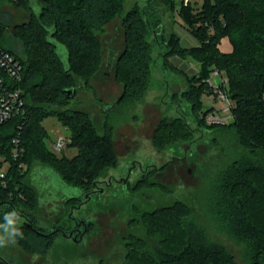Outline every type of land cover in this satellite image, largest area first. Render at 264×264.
Wrapping results in <instances>:
<instances>
[{"label": "trees", "instance_id": "1", "mask_svg": "<svg viewBox=\"0 0 264 264\" xmlns=\"http://www.w3.org/2000/svg\"><path fill=\"white\" fill-rule=\"evenodd\" d=\"M154 1L124 11L125 0H0V5L8 3L28 13L29 19L16 24L13 34L30 56L24 60L7 45L8 25L0 20V45L22 65L20 79H6L20 89L23 101L16 116L0 123V170H6V185L0 177V223L4 213L18 211L22 245L30 251L47 250L51 237L41 233L37 222V168H51L78 188L79 195L65 198L70 201L82 198L92 181L116 164L109 124L105 133L97 134L90 113L75 107L72 99L82 82L97 94L91 81L104 62L98 32L121 12L124 41L111 68L122 90L114 103L141 100L157 67L164 75L167 68L172 70L170 55L181 51L195 55L204 48L200 75L183 95L199 131H219L227 141L219 164L204 167L207 179L200 206L175 199L144 211L135 223L145 234L131 235L126 241L125 263L239 264L226 240L216 233L241 246L249 264H264V0H203L202 16L190 0H183L178 12L190 32L200 37V45L187 48L174 33L168 37L158 33L163 25L159 26L161 16ZM159 1L174 9V16L175 1ZM224 35L233 45L228 53L217 46ZM213 70L226 80L220 85L233 101L231 122L206 120L213 107L203 109L201 96L214 92L208 79ZM48 115H56L69 130L68 145L79 148L74 157L60 158L47 146L42 119ZM206 223L214 226L213 232ZM0 264L14 263L0 254Z\"/></svg>", "mask_w": 264, "mask_h": 264}, {"label": "rangeland", "instance_id": "2", "mask_svg": "<svg viewBox=\"0 0 264 264\" xmlns=\"http://www.w3.org/2000/svg\"><path fill=\"white\" fill-rule=\"evenodd\" d=\"M145 1L125 0L124 11L134 5L141 7ZM174 1V16V9L159 0L154 1L161 16L159 26L163 25L158 33L164 32L165 37L174 33L185 48L200 45V37L190 32L188 23L183 22L178 12L183 8V0ZM190 2L195 6L196 14L202 16L204 12L200 5L203 0ZM28 19V13L21 8L8 3L0 5V20L8 25L5 42L24 60H29L30 56L23 42L14 38L13 29ZM98 38L102 42L104 62L91 83L102 101L112 104L119 98L121 84L115 80L111 64L107 65V53L123 46L121 12L108 20L104 29L98 32ZM217 46L224 53L233 50L226 35L219 39ZM205 52L203 48L194 52L195 55L185 51L170 55L172 70L164 75L157 67L141 100L116 104L111 110L91 105L94 100L97 102V97L94 94L93 98L88 89L80 88L72 104L90 113L97 125V134L105 133V126L109 124L116 164L92 181L85 192L87 196L70 201L65 198L79 195V189L65 183L53 169L37 168L34 175V186L40 191L37 222L44 230L54 232L52 243L47 250L36 252L25 249L18 238L15 245L0 248V254L14 264H126V241L131 240V235L143 237L145 234L144 228L135 223L144 211L171 204L175 199L200 206L207 179L204 167L219 164L225 153L223 146L227 143L219 131H199L183 95L200 75V58ZM215 71L218 70H213L208 79L219 83V76L213 77ZM201 100L203 109L213 107L214 112L223 114L226 122L233 120L228 105L215 92L203 93ZM42 124L47 132L46 144L55 152L53 142L58 137H69L70 132L56 115L44 117ZM78 152L77 146L67 145L55 153L60 158H72ZM75 220L80 223L82 238L80 234H74L76 239L63 237L60 230L55 231L75 226ZM206 226L213 232V225L206 223ZM214 234L226 240L239 264H249L241 254L242 247L232 238L223 233V237Z\"/></svg>", "mask_w": 264, "mask_h": 264}, {"label": "built area", "instance_id": "3", "mask_svg": "<svg viewBox=\"0 0 264 264\" xmlns=\"http://www.w3.org/2000/svg\"><path fill=\"white\" fill-rule=\"evenodd\" d=\"M21 67L22 65L20 64L18 58L0 45V123L16 116L22 106L23 101L20 98V89L11 87L10 81H8L11 79H20ZM213 75V77L219 76L221 80L219 83L216 82L217 84L213 83L211 80H209V82L216 96L223 100L226 105H228L227 109L232 113L231 107L233 105V101L231 100L227 90L222 88L220 85L221 83H225L226 80L218 71H215ZM222 115H220V113L211 111L207 114L206 120L208 123H224L226 121L223 120ZM69 141V137L67 136L58 137L53 142L52 148L55 152H61L69 144ZM15 142L17 141L15 140ZM16 144L13 148V155L15 158L18 154V146ZM0 177L3 178V184L6 185V170L4 168L0 170Z\"/></svg>", "mask_w": 264, "mask_h": 264}, {"label": "clouds", "instance_id": "4", "mask_svg": "<svg viewBox=\"0 0 264 264\" xmlns=\"http://www.w3.org/2000/svg\"><path fill=\"white\" fill-rule=\"evenodd\" d=\"M20 222L21 217L18 211L12 210L4 213L3 222L0 223V248L15 245L18 238L23 239Z\"/></svg>", "mask_w": 264, "mask_h": 264}, {"label": "flooded vegetation", "instance_id": "5", "mask_svg": "<svg viewBox=\"0 0 264 264\" xmlns=\"http://www.w3.org/2000/svg\"><path fill=\"white\" fill-rule=\"evenodd\" d=\"M118 49L119 48H115L114 50H112V52H108L107 53V57L110 59H108V62H107V65L108 64H111V60H112V58H113V56L114 55H116V52L118 51ZM163 62V61H162ZM166 70H169L168 68L166 69ZM80 88H85V89H88V92L90 91L91 93H92V97L94 98V92L93 91H91V89H89V88H87L86 87V85L82 82L78 87H77V90H76V96L79 94V90H80ZM82 90V89H81ZM121 90H122V86H121ZM86 91V90H85ZM87 92V93H88ZM84 95V94H83ZM75 96V97H76ZM97 98H96V100H97V102L94 100L93 102H92V104L91 105H95V106H97V107H99V108H103L102 110H107V109H109V110H111L116 104L113 102L112 104H105L103 101H102V99H101V97H99L98 96V94H96L95 95ZM119 96H120V94H119ZM99 101L101 102V103H99ZM85 196H87L86 195V193L84 192L83 193V195H82V197H85ZM26 222V221H25ZM75 226H73V227H68V229H65V228H61V229H59V228H57L55 231L56 232H58L59 230L61 231V234L63 235V237H68V238H74V239H76V236H74V234H80L81 235V237L80 238H82V232L80 233V228H79V222H77L76 220L74 221V223H73ZM40 226V225H39ZM41 227V226H40ZM42 227H44V226H42ZM41 227V228H42ZM85 230H86V227H85ZM41 233H43V234H45V235H47V236H50V237H52L51 235L54 233V232H49V231H46V230H42L41 231ZM55 242H53V244H54ZM54 245H57V244H54Z\"/></svg>", "mask_w": 264, "mask_h": 264}, {"label": "water", "instance_id": "6", "mask_svg": "<svg viewBox=\"0 0 264 264\" xmlns=\"http://www.w3.org/2000/svg\"><path fill=\"white\" fill-rule=\"evenodd\" d=\"M70 92H71V90H69ZM25 223H28V224H30L28 221H26ZM31 225V224H30Z\"/></svg>", "mask_w": 264, "mask_h": 264}]
</instances>
